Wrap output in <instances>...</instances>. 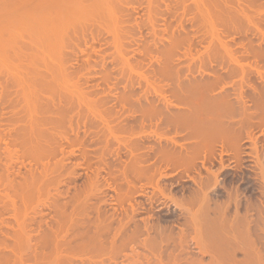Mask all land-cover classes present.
<instances>
[{
	"label": "rangeland",
	"instance_id": "374dc122",
	"mask_svg": "<svg viewBox=\"0 0 264 264\" xmlns=\"http://www.w3.org/2000/svg\"><path fill=\"white\" fill-rule=\"evenodd\" d=\"M47 1L0 0V33H24ZM112 1L109 21L76 10L38 119L17 115L37 75L20 80L14 44L0 53V264H264V0Z\"/></svg>",
	"mask_w": 264,
	"mask_h": 264
},
{
	"label": "bare ground",
	"instance_id": "6f19581e",
	"mask_svg": "<svg viewBox=\"0 0 264 264\" xmlns=\"http://www.w3.org/2000/svg\"><path fill=\"white\" fill-rule=\"evenodd\" d=\"M23 1V0H22ZM71 0H51L50 2H43V5H42V8L41 9H39L40 10V13L41 14H37V13H39V10H38V8H37V13H35V9L33 8V13H35V14H37V15H33V13H32V15L34 16V18H29V19H34L35 21H36V23L34 24V22L35 21H33L32 23L34 24H32L31 23V25L29 26V25H27L28 26V28L26 29V31L25 30H23L24 31V33L26 32V35H24V33H22L21 35L23 36V38L22 39H24V37H26L27 36V38L29 37V39H27V38H25V40H24V43H26L25 41H27V45L26 46H24L23 45V48H22V46L20 47V48H22L23 49V51L25 50V52L26 51H30V54H28L27 52V54L29 55L28 57H30L32 54L34 55H32L31 56V58H29V61L31 62V60H33V62L32 63H34V59H35V57H36V59H38V61L39 60H41L40 62H38L37 64L36 63H34L33 65H29L28 64V61L26 60L27 59V57L26 56H24V57H26V59H23L22 57H23V55H22V52H18V49L19 48H16L15 49V47L17 46V44L19 43L20 44V42H22L23 43V40L22 39H20L19 37H22L21 35H20V32L18 33L19 35H17V36H19V37H17L16 35H13L12 36V34L10 35V33H9V35H10V38H9V35H7V37H5L6 35H5V32H4V36L2 35L3 33H0V41H1V38H3L2 39V42L4 43V45H3V43L2 42H0V50H6V52H3V50L2 51H0V53H1V55L2 56H5L6 55V58H7V56L8 57H11V54L9 55V53H7L8 52V50H10L11 48H10V46H9V44L10 45H12V44H14V45H12L13 47H14V50H15V57L12 55V58L14 57V58H16V62L18 63V66H17V68L19 69H21V71H23V72H25V73H27V75L25 74L24 75V73L23 72H21L20 74H22V76L21 77H25L24 79H22V78H20V80H28V82H30V83H35V80H36V85H38L39 86V89L40 90H36V85L34 84V87L35 88H33V90L32 89H30L32 92H36V94H33L32 92H31V94L30 93H28L29 92V89L28 88H30V87H33V85H31L30 83V85L31 86H28L29 84H27L28 82L27 81H25V84H26V86L25 87H23L24 86V82H20L19 81V84L21 85V83H22V86L21 87H23V90L21 89V87L19 88V86H17V85H19V84H17L16 86H15V84L13 83H11L10 81H8L7 83H9L10 82V84L11 85H14V87L13 88H15L14 90H16V88L18 87V90H19V92L17 93L18 95H20L21 94V96H19V98H22L23 97V99L24 98H26V97H24L25 95H27V99H28V95L30 96V95H32L33 94V97H32V99L34 98V100L33 101H40V103H41V100H40V97L42 96V94H44L45 95V93L47 94L48 93V96H49V98H47L48 100H47V103H49V104H55V97H56V89H55V87L54 86H56V85H58V84H56L57 83V80L56 79H58L57 77H56V75L54 76L53 74H55L56 73V65H55V68H54V64H57V62H58V59H59V56H57L56 57V53H57V50L59 49V47H61L62 46V44H63V41L64 40H61L62 41V44L60 43L58 46H57V42H59L60 40H59V38H63V35L64 34H66V32H68V31H70V33L68 32V36L69 35H71L74 31H76V30H74V31H72L73 29H74V27H76L77 25L79 26V24L81 23H83V22H80V21H84V20H81L82 19V16H83V13L81 12L82 10L84 11L85 9V11L88 13V11H87V9L88 10H90V9H94L95 8V11H98L97 13L100 15V13H101V11H99V10H102V7H103V10L105 11V12H107V13H105L104 14V11L102 10V12H103V14L104 15H106V14H109L108 13V11L110 12V11H112V8H110L112 5H110L111 3H109L110 2V0H73L72 2H70ZM76 1H78V2H76ZM109 1V2H108ZM112 1V0H111ZM114 1V0H113ZM112 1V3H114V2H116V0L113 2ZM132 1V0H131ZM195 1V0H194ZM201 1V0H200ZM31 2V1H30ZM74 2H76V3H74ZM130 2V1H129ZM128 2V3H129ZM134 2V1H133ZM133 2H131V3H133ZM136 2V1H135ZM138 2V1H137ZM184 2H185V0H184ZM196 2V1H195ZM3 3H4V0H3ZM2 3V4H3ZM7 3V2H6ZM26 3H27V1H26ZM33 3H35V2H33ZM37 3V2H36ZM39 3H41V1L39 2ZM107 3V4H106ZM122 3V2H121ZM197 3V2H196ZM13 4V3H12ZM76 4V5H75ZM106 4V5H105ZM116 4V3H115ZM124 4V3H123ZM125 4H127V3H125ZM134 4H136V3H134ZM142 3H140V5H141ZM179 4V3H178ZM205 4V3H204ZM0 5H1V3H0ZM104 5L107 7H104ZM110 5V6H109ZM139 5V4H138ZM148 5V4H147ZM202 5V4H201ZM4 6V4L2 5V7ZM22 6V5H21ZM25 6V5H24ZM31 5H29V6H27V7H30ZM116 7H117V5H115ZM129 6V5H128ZM150 6V5H149ZM1 7V6H0ZM18 7H20V6H18ZM26 7V8H27ZM34 7V6H33ZM97 7H99L98 9H96ZM101 7V8H100ZM119 7V6H118ZM127 7V6H126ZM148 7V6H147ZM4 8V7H3ZM8 8V7H7ZM31 9H32V7H31ZM31 9H30V11H31ZM77 9H81V13L79 14V13H77L76 12V10ZM106 9H107V11H106ZM125 9V8H124ZM127 9V8H126ZM5 9H3V11L1 10V12L2 13H4L5 11H4ZM11 10V9H10ZM24 10V9H23ZM27 10V9H26ZM42 10V11H41ZM78 10V11H79ZM113 10H114V5H113ZM117 10V9H116ZM129 10V9H128ZM84 11V12H85ZM95 11H92L93 13H95ZM123 11V10H122ZM149 11V10H148ZM0 12V13H1ZM58 12V13H57ZM62 12V13H61ZM85 12V14H86V16H83L84 17V19H86V17H90V14H92V12H89V14H88V16H87V13ZM117 12V11H116ZM121 12V11H120ZM124 12V11H123ZM134 12V11H133ZM1 13V17H6L5 15V13H4V16H3V14ZM56 13H57V15H56ZM65 14V20L63 21V18L61 17H59L58 15L59 14ZM97 13H95V15H94V17H96V14ZM111 13V12H110ZM122 13V12H121ZM127 13V12H126ZM76 14H79L78 15V17H79V19H80V21H79V19H78V17L76 16ZM103 14L102 15H100L101 17H99V19L101 18L102 19V21L101 20H99L97 17L99 16V15H97V17L96 18H94V19H98L99 21H101V22H103V20H104V16H103ZM114 15V13L112 12L111 13V15ZM80 15H82V16H80ZM110 15V14H109ZM113 15H112V17H113ZM118 15V14H117ZM116 15V16H117ZM126 15V14H125ZM129 15V14H128ZM31 16V15H30ZM55 16H57L58 17V19H62V23H60L61 21H59L58 19H56L57 17H55ZM60 16H62V15H60ZM75 16H76V19L78 20H76L75 21ZM103 16V17H102ZM107 16L108 15H106V19H107V21H109L108 20V18H107ZM130 16V15H129ZM23 17V16H22ZM81 17V18H80ZM91 17H92V15H91ZM109 17V16H108ZM120 17H121V15H120ZM18 18V17H17ZM27 18V17H26ZM111 18V17H110ZM109 18V19H110ZM115 18V17H114ZM1 19V18H0ZM26 20L25 18H22L21 20L23 21H21L20 20V18H19V21L17 22V23H24V24H27L26 22L27 21H24V20ZM29 19H27L28 21H29ZM56 19V20H55ZM90 19H93V18H90ZM90 19H88L87 18V21H89ZM105 19V20H106ZM15 20H16V18H15ZM112 20V19H111ZM120 20H122V19H120ZM1 21H5L4 19L2 20L1 19ZM56 21H57V24H59V26L57 25V24H55L56 23ZM58 21H59V23H58ZM70 22V24H69V22ZM73 21H75V23L76 22H80L79 24L77 23L76 25H75V23H71V22H73ZM86 21V20H85ZM91 22H92V20H90ZM95 20H93V22H94ZM98 21V22H99ZM15 22V21H14ZM64 22H67V23H64ZM92 22V23H93ZM98 22H96V23H98ZM106 22V21H105ZM113 22V21H112ZM86 23V22H85ZM96 23H93V24H96ZM122 23V22H121ZM125 23V22H124ZM24 24H23V28L25 29V27H24ZM29 24H30V22H29ZM62 24V25H61ZM67 24V25H66ZM87 24V23H86ZM89 24H90V22H89ZM106 24V23H105ZM110 24V23H109ZM118 24H119V22H118ZM2 25V24H1ZM19 25H21V24H19ZM61 25V26H60ZM73 25H75V26H73ZM84 25V24H83ZM82 25V26H83ZM88 25V24H87ZM123 25V24H122ZM77 26V27H78ZM103 26V25H102ZM114 26V25H113ZM20 27H22V25L20 26ZM73 27V28H72ZM80 27V26H79ZM85 27V26H84ZM72 28V30H70ZM88 28V27H87ZM103 28V27H102ZM109 28V27H108ZM112 28V27H111ZM5 29V28H4ZM21 29V28H20ZM79 30H80V28H79ZM86 30V29H85ZM94 30V29H93ZM111 30V29H110ZM109 30V31H110ZM114 30V29H113ZM20 31H22V30H20ZM81 31V30H80ZM91 31V30H90ZM102 31V30H101ZM109 31H107V33L109 32ZM120 31V30H119ZM126 31V30H125ZM0 32H1V30H0ZM33 32H34V34L37 36H35L34 37V34H33ZM96 32V31H95ZM111 32H112V30H111ZM6 33H7V31H6ZM100 33V32H99ZM103 33H104V31H103ZM110 33V32H109ZM121 33V32H120ZM76 34V33H75ZM2 35V36H1ZM94 35H96V34H94ZM126 35V34H125ZM14 36H16V40H18V38H19V41L20 40H22V41H17V44H15L16 42L14 41L15 40V37ZM64 36H66V35H64ZM115 36V35H114ZM35 38V40H33L34 38ZM67 37V36H66ZM66 37H64V38H66ZM68 38V37H67ZM116 38V37H115ZM122 38V37H121ZM131 38V37H130ZM9 39V40H8ZM13 39V40H12ZM114 39V38H113ZM31 42H30V41ZM66 40L67 39H65V43H66ZM122 40V39H121ZM127 40V39H126ZM131 40V39H130ZM5 41H6V43H8L9 41V43L8 44H5ZM8 41V42H7ZM12 41H14V42H12ZM30 42V45H28L29 44V42ZM69 42V41H68ZM12 43V44H11ZM32 43V44H31ZM124 43V42H123ZM2 44V45H1ZM19 44H18V46H19ZM6 45H8V46H6ZM61 45V46H60ZM115 45V44H114ZM6 46V47H5ZM17 46V47H18ZM66 46H68V45H66ZM124 46V45H123ZM4 47H5V49H4ZM8 47V50L6 49ZM2 48V49H1ZM10 48V49H9ZM25 48H27L28 50H26ZM62 48V47H61ZM61 48H60V50H58L59 52H58V55L60 54V51H61ZM64 48V47H63ZM33 49V51H31ZM73 49V48H72ZM116 49V48H115ZM122 49V48H121ZM14 50H12L11 49V51H9V52H14ZM122 50H125V49H122ZM28 51V52H29ZM64 51V50H63ZM67 51V50H66ZM16 52H18V55H21L22 57H21V59L22 60H18V61H21L22 62V64L24 63V61L23 60H26L27 61V63H24V64H28L27 65V72L24 70V69H22V68H24L23 66H24V64H23V66L20 64L19 65V62L17 61V58L19 59L20 58V56H18L17 55V53ZM24 52V53H25ZM33 52V53H32ZM39 52V54L38 55H36L35 56V54H37V53ZM49 52V53H48ZM68 52V51H67ZM74 52V51H73ZM6 53V54H5ZM35 53V54H34ZM46 53H47V55H46ZM115 53V52H114ZM123 53V52H122ZM5 54V55H4ZM26 54V55H27ZM44 56H43V55ZM56 54V55H55ZM80 54V53H79ZM46 55V56H45ZM78 55V54H77ZM17 56V57H16ZM43 57V58H38V57ZM73 56V55H72ZM34 57V58H33ZM54 57L55 58H57V60H55L54 59ZM62 57H63V55H62ZM0 58H2V57H0ZM6 58H4V60L6 59ZM13 58V59H14ZM36 61V60H35ZM57 61V62H56ZM61 61H62V59H61ZM61 61L59 60V63L61 64ZM20 62V63H21ZM54 62H56V63H54ZM65 61H63V63H64ZM69 62V61H68ZM31 63V64H32ZM40 63V65H38ZM57 64V66L58 65H60V64ZM63 63L61 64V65H63ZM41 64H44V65H41ZM1 65V64H0ZM15 65H16V63H15ZM13 66V65H12ZM29 66H30V68H32V69H30L29 68ZM34 66H39L40 68H42V69H39V67L37 68V69H35L34 70ZM42 66V67H41ZM52 67V69L50 70V68ZM64 66V65H63ZM79 66V65H78ZM22 67V68H21ZM50 67V68H49ZM61 67V66H60ZM65 67V66H64ZM71 67H73V66H71ZM70 67V68H71ZM2 68V67H1ZM12 68V67H11ZM44 68H45V70H44ZM62 68V67H61ZM20 69H19V71H20ZM30 69V70H29ZM39 69V70H38ZM55 69V70H54ZM58 69V68H57ZM60 69V68H59ZM32 70H34V72L36 71L37 72V74H36V72L34 73ZM40 70H42V71H40ZM52 70H54V72L52 71ZM66 70V69H65ZM30 71V72H29ZM43 71H45V72H43ZM51 71V72H50ZM10 72V71H9ZM41 72V73H40ZM50 72V73H49ZM52 72H53V74H52ZM60 72V71H59ZM6 73H8V72H6ZM34 73V74H33ZM39 73V74H38ZM3 74V73H2ZM33 74V75H32ZM53 75V76H51V75ZM61 74H62V72H61ZM1 75V74H0ZM7 75V74H6ZM16 75H18V79H19V74L17 73ZM29 75H31V76H29ZM38 76V79H36V77ZM2 76V75H1ZM8 76V75H7ZM12 76V75H11ZM28 76H29V78L31 79V80H33V81H31L29 78H28ZM32 76H36L34 79H32ZM67 76V75H66ZM65 76V77H66ZM70 76V75H69ZM68 76V77H69ZM9 77V76H8ZM13 78H15V77H13ZM13 78H11L12 79V81L13 80H15V79H13ZM28 78V79H27ZM53 78H54V80H53ZM2 79V78H1ZM70 80H72V78L70 79ZM56 81V82H55ZM75 81V80H74ZM73 81V82H74ZM60 82V81H59ZM58 82V83H59ZM1 83V82H0ZM6 83V82H5ZM39 83V84H38ZM55 83V84H54ZM66 83V82H65ZM2 84V83H1ZM0 84V85H1ZM67 84V83H66ZM76 84V83H75ZM8 85V84H7ZM46 86L48 87V89L46 88ZM63 86V85H62ZM2 87V86H1ZM7 87V86H6ZM5 87V88H6ZM28 87V88H27ZM4 88V87H3ZM5 88H4V90H5ZM12 88V89H13ZM50 88V89H49ZM53 88V89H52ZM57 88V87H56ZM82 88V87H81ZM36 91H35V90ZM37 89H38V87H37ZM63 90H64V88H62ZM9 90V89H8ZM25 90H27V92H25ZM24 91V92H23ZM44 91H46L45 93H44ZM4 92V91H3ZM3 92H2V94H3ZM5 92H7V91H5ZM4 92V93H5ZM8 92H10V94H11V97L13 96H15L16 94H14V95H12V91H8ZM7 92V93H8ZM21 92H23L24 94H23V96H22V93ZM7 93H5V94H7ZM28 93V94H27ZM9 94V93H8ZM40 94H41V96H40ZM71 95V94H70ZM3 96H4V94H3ZM46 96V95H45ZM16 97H17V95H16ZM44 97V96H43ZM71 97V96H70ZM18 98V97H17ZM17 98H14V99H10V102H11V104L12 103H14V100L16 99V100H18ZM57 98V97H56ZM66 98V97H65ZM1 99V98H0ZM27 99H25V100H27ZM32 99L30 100V98H29V102H28V105H27V102L25 101V103H26V105H25V103L24 104H22L24 107H25V109H23V110H21V109H19V111L17 110L18 109V107H17V109H15V111L17 110L19 113H17V115L18 114H20V116H22L21 114H23V116H22V119H23V117L25 116H27L28 114H29V116L32 114V113H34V111L32 112L31 110H35V113H38L39 114V108H41L42 109V104L45 102H43L42 104H40L39 106H38V103L36 102V106L35 107H33L34 106V104H35V102H34V104H31V105H33L32 107L29 105L30 103H33V101H32ZM37 99V100H36ZM41 99H42V97H41ZM11 100H13V102L11 101ZM3 101V100H2ZM19 101V103H16L17 105L16 106H18V104H20V100H18ZM23 101V100H22ZM32 101V102H31ZM17 102V101H16ZM21 103H23V102H21ZM56 103H57V101H56ZM66 103V102H65ZM72 103V102H71ZM6 104H8V103H6ZM15 104V103H14ZM68 104H70V103H68ZM22 105H21V107H22ZM56 105V104H55ZM12 106H13V104H12ZM29 106V107H28ZM49 106V105H48ZM52 106V105H51ZM54 106V105H53ZM69 106V105H68ZM13 107H15V105L13 106ZM28 107V108H27ZM50 107V106H49ZM58 107V106H57ZM16 108V107H15ZM23 108V107H22ZM34 108V109H33ZM51 109H52V107H51ZM13 111V110H12ZM14 111V112H15ZM24 111H26V113L24 112ZM49 111H50V108H49ZM35 113H34V115H35ZM46 113V112H45ZM11 114V113H10ZM15 114V115H14ZM14 114H12L13 115V117H15V116H17L16 115V112L14 113ZM26 114V115H25ZM51 114V113H50ZM34 115H32L33 117H37V118H35V119H38V116H37V114L34 116ZM53 115H55V114H53ZM31 116V117H32ZM45 116V115H44ZM47 116V115H46ZM10 117V116H9ZM49 117V116H48ZM58 117V116H57ZM60 117V116H59ZM17 118V117H16ZM16 118H14L16 121H17V119ZM20 119H21V117H19ZM29 117L27 116L26 117V119H28ZM41 118V117H40ZM44 118V117H43ZM46 118V117H45ZM49 118H51V117H49ZM61 118V117H60ZM13 119V118H12ZM30 119V118H29ZM32 119H34V118H32ZM53 119V118H52ZM24 120V119H23ZM22 120V121H23ZM47 120V119H46ZM51 120V119H50ZM56 120H57V118H56ZM14 121V120H13ZM13 121H12V123H13ZM31 121V120H30ZM35 121V120H34ZM37 121V120H36ZM41 121V120H40ZM51 121H53V120H51ZM46 122H48V120L46 121ZM10 123V122H9ZM18 123V122H17ZM34 123V122H33ZM42 124H43V119H42ZM44 124L46 125V123L44 122ZM23 125V124H22ZM37 125V126H36ZM36 125H34V128H33V126H32V128L31 129H33L32 131H34V130H36V131H34L35 133L37 132L38 133V135H37V133H36V139L37 140H39L41 137L40 136H43L42 135V133H43V131L40 129L42 126H39L40 124H37L36 123ZM48 125H50V123L48 124ZM54 125H55V123H54ZM53 125V126H54ZM58 126V125H57ZM19 127V126H18ZM27 127V126H26ZM44 127V126H43ZM47 127V126H46ZM52 127V126H51ZM23 128V127H22ZM59 128V127H58ZM14 129V128H13ZM28 129H29V126H28ZM30 129V130H31ZM43 129V128H42ZM47 129H49V128H47ZM53 130V129H52ZM24 131V130H23ZM32 131H31V133H32ZM15 132V131H14ZM26 132H28L27 130H26ZM33 132V133H34ZM41 133V135H39ZM50 133V132H49ZM55 133V132H54ZM53 133V134H54ZM17 135V134H16ZM35 135V134H34ZM52 135V134H51ZM50 135V136H51ZM18 136V135H17ZM29 136V135H28ZM45 136V135H44ZM53 136V135H52ZM55 136V135H54ZM47 137V136H46ZM56 137V136H55ZM14 138V137H13ZM19 138H20V136H19ZM29 138H31V137H29ZM50 138V137H49ZM26 139V138H25ZM34 139V138H33ZM55 139V138H54ZM18 140V139H17ZM16 140V141H17ZM27 140V139H26ZM25 140V141H26ZM30 140V139H29ZM36 140V141H37ZM45 140V139H44ZM14 141V140H13ZM13 141H12V143H13ZM33 142H34V140H32ZM41 141V139L39 140V142ZM43 141V140H42ZM46 141V140H45ZM49 141H51L50 139H49ZM48 141V142H49ZM47 142V143H48ZM14 143H16V142H14ZM36 143V142H35ZM42 143V142H41ZM52 143V142H51ZM55 143V142H54ZM18 144V143H17ZM26 144V143H25ZM38 144V143H37ZM43 144H45V143H43ZM42 144V145H43ZM58 144V143H57ZM20 145V144H19ZM27 145V144H26ZM39 145V147H40V143L38 144ZM38 145L37 146H34V147H38ZM50 145V144H49ZM49 145H48V147H49ZM13 146V145H12ZM15 146V145H14ZM44 146V145H43ZM20 147H22L21 145H20ZM26 147V146H25ZM39 147H38V149H39ZM46 147V146H45ZM52 147V146H51ZM54 147V146H53ZM1 148V147H0ZM18 148V147H17ZM40 148H42L43 149V147L41 146ZM16 149V148H15ZM41 149V150H42ZM47 149V148H46ZM1 150V149H0ZM27 150V149H26ZM14 151V150H13ZM12 151V152H13ZM40 151V150H39ZM43 151V150H42ZM9 152V151H8ZM54 152V151H53ZM15 153V152H14ZM31 153H32V150H31ZM42 153V152H41ZM56 153V152H55ZM10 154V153H9ZM8 154V155H9ZM29 154H30V152H29ZM33 154H35V153H33ZM38 154V153H37ZM53 154V153H52ZM57 154V153H56ZM43 155V154H42ZM7 156V155H6ZM30 156V155H29ZM49 156V155H48ZM54 156V155H53ZM12 157V156H11ZM39 158V157H38ZM37 158V159H38ZM39 159H42V157L41 158H39ZM36 162H37V160H36ZM39 162V161H38ZM7 165V164H6ZM37 165V164H36ZM46 165H48V164H46ZM10 166V165H9ZM43 166V165H42ZM41 166V167H42ZM56 166V165H55ZM54 166V167H55ZM48 167V166H47ZM50 167V166H49ZM58 168V167H57ZM45 169H46V167H45ZM51 169V168H50ZM60 169V168H59ZM7 170V169H6ZM49 170V169H48ZM9 171V170H8ZM31 171V170H30ZM29 172V171H28ZM44 172V171H43ZM8 173V172H7ZM11 173V172H10ZM39 173V172H38ZM2 174V173H1ZM36 174V173H35ZM43 174V173H42ZM60 174V173H59ZM16 175V174H15ZM32 175H33V172H32ZM37 175V174H36ZM17 176V175H16ZM52 176V175H51ZM57 176V175H56ZM60 176V175H59ZM58 176V177H59ZM72 176V175H71ZM14 177V176H13ZM30 177V176H29ZM41 177H42V175H41ZM46 177V176H45ZM35 178H37V177H35ZM49 178V177H48ZM8 178H6V180H7ZM44 179V178H43ZM3 180V179H2ZM1 180V181H2ZM13 180H14V178H13ZM27 180V179H26ZM39 180H41V178L40 179H38V181ZM4 181V180H3ZM11 181V180H10ZM2 183V182H1ZM23 183V182H22ZM29 183V182H28ZM36 183V182H35ZM53 183V182H52ZM39 184V183H38ZM42 184H43V182H42ZM41 184V185H42ZM9 185V184H8ZM12 185V184H11ZM19 185V184H18ZM30 185V184H29ZM10 186V185H9ZM8 186V187H9ZM36 186H37V184H36ZM3 187V186H2ZM7 187V188H8ZM14 187H15V184H14ZM18 187V186H17ZM34 187V186H33ZM22 188V187H21ZM36 188V187H35ZM11 189V188H10ZM23 189V188H22ZM21 189V190H22ZM8 190V189H7ZM15 190L16 189H14V192H15ZM19 190V189H18ZM23 190H25V189H23ZM22 190V191H23ZM29 190H30V188H29ZM33 190V189H32ZM9 191V190H8ZM14 192H13V195H14ZM28 192H30V191H28ZM33 192V191H32ZM31 192V193H32ZM36 193V192H35ZM11 194V193H10ZM17 194V193H16ZM19 194H21V192L19 193ZM30 195V194H29ZM27 196V195H26ZM15 197V196H14ZM20 197H22L21 195H20ZM31 197V196H30ZM29 197V198H30ZM61 197V196H60ZM18 198H19V196H18ZM23 198H25V197H23ZM28 198V197H27ZM27 198H25V199H27ZM58 198V197H57ZM2 199V198H1ZM20 199H22V198H20ZM36 199V198H35ZM60 199V198H59ZM12 200V199H11ZM23 200V199H22ZM21 200V201H22ZM33 200V199H32ZM24 201V200H23ZM29 201V200H28ZM3 202V201H2ZM23 203V202H22ZM28 203H30V202H28ZM36 203V202H35ZM27 205V204H26ZM40 205V204H39ZM79 207V206H78ZM59 208V207H58ZM62 208V207H61ZM22 209V208H21ZM57 209V208H56ZM64 209V208H63ZM58 211V210H57ZM64 211V210H63ZM80 211V210H79ZM17 212V211H16ZM73 212V211H72ZM20 213V212H19ZM18 213V214H19ZM66 213V212H65ZM69 213V212H68ZM24 214V213H23ZM79 214V213H78ZM60 215V214H59ZM62 215V214H61ZM60 215V216H61ZM75 215V214H74ZM63 216V215H62ZM66 216V215H65ZM58 218V217H57ZM63 218V217H62ZM20 219V218H19ZM23 219V218H22ZM25 219V218H24ZM29 219V218H28ZM30 220V219H29ZM66 220V219H65ZM76 220V219H75ZM33 221V220H32ZM58 222V221H57ZM86 222V221H85ZM31 223V222H30ZM29 223V224H30ZM65 223V222H64ZM39 224H40V222H39ZM42 224V223H41ZM83 224V223H82ZM74 226V225H73ZM39 227V226H38ZM55 227V226H54ZM53 227V228H54ZM79 227V226H78ZM65 228H66V226H65ZM57 229V228H56ZM59 229V228H58ZM63 229V228H62ZM70 229V228H69ZM73 229H75L74 227H73ZM50 230V229H49ZM25 231V230H24ZM63 231V230H62ZM70 231H72V230H70ZM31 232V231H30ZM45 232V231H44ZM51 232V231H50ZM64 232V231H63ZM16 233V232H15ZM14 233V234H15ZM23 233V232H22ZM55 233V232H54ZM25 234H29V233H25ZM50 234V233H49ZM52 234V233H51ZM55 234H57V233H55ZM13 235V234H12ZM45 235V234H44ZM60 235V234H59ZM69 235V234H68ZM25 236V235H24ZM25 237H27V236H25ZM47 237V236H46ZM50 237V236H49ZM22 238H23V236H22ZM42 238V237H41ZM12 239V238H11ZM29 239V238H28ZM27 239V240H28ZM37 239V238H36ZM35 239V240H36ZM51 239V238H50ZM65 239V238H64ZM7 240V239H6ZM22 240V239H21ZM24 240V239H23ZM40 240V239H39ZM44 240V239H43ZM53 240V239H52ZM63 240V239H62ZM26 241V240H25ZM24 241V242H25ZM44 241H46V240H44ZM3 242V241H2ZM36 242V241H35ZM51 242V241H50ZM60 242V241H59ZM75 242V241H74ZM38 243V242H37ZM10 244H11V242H10ZM51 245H52V243H50ZM50 244H49V246H50ZM61 244V243H60ZM22 245V244H21ZM39 245V244H38ZM68 245V244H67ZM64 246V245H63ZM35 247V246H34ZM46 247V246H45ZM65 247H67V246H65ZM64 247V248H65ZM77 247V246H76ZM7 248V247H6ZM12 248V247H11ZM13 248H14V246H13ZM50 248V247H49ZM61 248V247H60ZM96 248V247H95ZM18 249V248H17ZM20 249H22V248H20ZM39 249V248H38ZM58 249V248H57ZM11 250V249H10ZM48 250V249H47ZM53 250V249H52ZM67 250V249H66ZM70 250V249H69ZM74 250V249H73ZM84 250V249H83ZM14 251V250H13ZM21 251V250H20ZM41 251V250H40ZM50 251V250H49ZM85 251V250H84ZM97 251V250H96ZM12 252V251H11ZM16 252H17V250H16ZM23 252V251H22ZM25 252V251H24ZM72 252V251H71ZM22 254V253H21ZM39 254H40V252H39ZM58 254V253H57ZM14 255V254H13ZM17 255H18V253H17ZM23 255V254H22ZM10 256V255H9ZM12 257V256H11ZM39 257V256H38ZM46 257V256H45ZM53 257V256H52ZM9 258V257H8ZM14 258H15V256H14ZM37 258V257H36ZM42 258V257H41ZM2 259V258H1ZM6 259V258H5ZM43 259V258H42ZM54 259H55V257H54ZM59 259V258H58ZM68 259V258H67ZM12 260V259H11ZM19 260H20V258H19ZM39 260H41V259H39ZM33 261V260H32ZM263 261V260H262ZM11 262V261H10ZM72 262V261H71ZM21 264V263H20ZM36 264V263H35ZM38 264V263H37ZM70 264V263H69Z\"/></svg>",
	"mask_w": 264,
	"mask_h": 264
}]
</instances>
